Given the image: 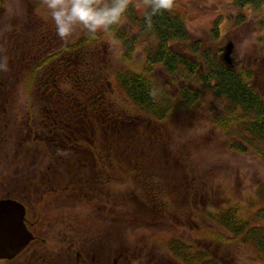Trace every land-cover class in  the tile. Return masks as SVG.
<instances>
[{"label": "trees", "instance_id": "1", "mask_svg": "<svg viewBox=\"0 0 264 264\" xmlns=\"http://www.w3.org/2000/svg\"><path fill=\"white\" fill-rule=\"evenodd\" d=\"M43 3L29 0L33 15L28 29L17 22L0 26V63L6 60L8 65L7 71L0 70V153L13 133L25 146L42 148L48 166L41 180L50 193L38 197L41 201L64 191H70V200L90 201L103 186H123L140 177L154 163L147 139L177 113L207 118L229 151L264 163V48L248 65L229 68L220 51L191 41L178 0L170 11L153 17L151 28L145 24L150 0H130L125 19L109 33L93 37L79 30L65 43L51 18L37 17ZM231 3L255 15L264 8V0ZM256 26L264 31V17ZM219 36V28L213 27V40ZM258 43L264 45L263 36ZM105 45H113L109 54ZM137 54L141 71L114 67L116 58L132 63ZM159 69L166 76L162 83L156 78ZM20 89L28 102L14 109ZM14 121L19 122L16 127ZM145 190L152 200L141 205L142 216L135 219L158 225L161 217L156 213H165L166 206L157 204L150 186ZM7 199L24 203L10 195ZM247 201L250 216L238 204L208 209L206 220L214 228L199 235L210 239L222 256L227 254L221 247L238 244L253 249L264 262V182ZM43 216L44 225L60 222ZM76 231L85 233L86 227L80 224ZM166 244L178 264H225L210 253L195 254L197 248L181 240Z\"/></svg>", "mask_w": 264, "mask_h": 264}, {"label": "rangeland", "instance_id": "2", "mask_svg": "<svg viewBox=\"0 0 264 264\" xmlns=\"http://www.w3.org/2000/svg\"><path fill=\"white\" fill-rule=\"evenodd\" d=\"M0 3V26L17 22L18 26L29 28L33 15L29 0ZM178 8L189 23L191 41L200 42L213 52L220 51V57L228 43H233L234 66L248 65L264 48L258 43L264 31L256 26L258 19L264 17V8L255 15L251 10H239L231 0H178ZM36 13L43 20L50 19L44 3ZM213 27L219 28V40H213ZM104 49L109 54L113 45H105ZM141 62L138 54L134 62L126 64L118 57L114 67L124 65L125 70L141 71ZM156 78L161 83L166 80L160 69ZM117 97L125 102L122 96ZM16 99L14 109L28 102L22 89ZM196 116H171L157 135L147 139L155 164L128 184H114L110 189L103 186L90 201L76 197L70 200V191L40 201L38 197L50 193L41 180L48 160L41 147L25 146L23 138L13 133L0 153V199L9 195L24 199L31 208L30 220L45 213L60 222L45 224L32 248L13 261L0 260V264H178L166 244L174 238L194 245L198 251L195 254L210 253L225 264H264L250 247L220 246L227 254L222 256L212 249L210 239L199 235L212 227L206 220L208 209L238 204L243 215L250 216L247 200L264 182V163L257 157L229 151L220 131L207 118ZM17 123L14 121V126ZM144 179L147 182L143 183ZM149 186L153 196L158 197L157 204L166 206L165 213H156L161 217L158 225L138 223L135 219L142 216L141 205L152 200L145 190ZM80 224L86 227L85 233L76 231Z\"/></svg>", "mask_w": 264, "mask_h": 264}, {"label": "clouds", "instance_id": "3", "mask_svg": "<svg viewBox=\"0 0 264 264\" xmlns=\"http://www.w3.org/2000/svg\"><path fill=\"white\" fill-rule=\"evenodd\" d=\"M50 14L56 35L65 43L79 30H86L95 37L109 33L120 25L130 7V0H43ZM174 0H150V11L145 13V24L152 27V19L170 11ZM7 61L0 63V70L7 71Z\"/></svg>", "mask_w": 264, "mask_h": 264}, {"label": "water", "instance_id": "4", "mask_svg": "<svg viewBox=\"0 0 264 264\" xmlns=\"http://www.w3.org/2000/svg\"><path fill=\"white\" fill-rule=\"evenodd\" d=\"M234 45L228 43L223 50L221 61L234 68L232 58ZM35 240L26 224V208L14 199L0 200V260H14Z\"/></svg>", "mask_w": 264, "mask_h": 264}, {"label": "flooded vegetation", "instance_id": "5", "mask_svg": "<svg viewBox=\"0 0 264 264\" xmlns=\"http://www.w3.org/2000/svg\"><path fill=\"white\" fill-rule=\"evenodd\" d=\"M41 201V200H40ZM39 201V202H40ZM25 208H26V224L28 229L34 234L35 236V240L29 245V247H27V249L25 251H23L19 256H17L15 259H17L18 257H20L23 253L27 252L30 247L32 248V244L37 242L39 240V237L41 235L42 229L44 228V224L42 223L43 220L45 219V217L43 215H36L35 219L30 220L29 219V212H28V205L24 202H21ZM44 217V218H43ZM14 259V260H15ZM13 261V260H12Z\"/></svg>", "mask_w": 264, "mask_h": 264}]
</instances>
